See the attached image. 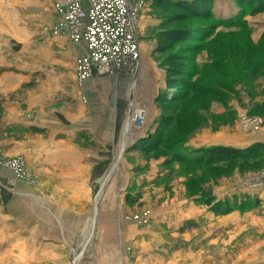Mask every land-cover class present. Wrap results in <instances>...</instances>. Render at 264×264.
Segmentation results:
<instances>
[{"label": "rangeland", "instance_id": "rangeland-1", "mask_svg": "<svg viewBox=\"0 0 264 264\" xmlns=\"http://www.w3.org/2000/svg\"><path fill=\"white\" fill-rule=\"evenodd\" d=\"M43 1L0 0V77L19 79L8 99L0 92V264H66L50 259L46 239L71 225L76 237L100 227L114 243L126 238L125 264L264 258V156L195 159L214 147L264 146V0H212L219 21L237 14L236 3L249 8L231 26L144 0L136 65L116 89L94 75L107 88L92 98L105 106L94 136L78 60L57 44L60 14L46 16Z\"/></svg>", "mask_w": 264, "mask_h": 264}, {"label": "built area", "instance_id": "built-area-1", "mask_svg": "<svg viewBox=\"0 0 264 264\" xmlns=\"http://www.w3.org/2000/svg\"><path fill=\"white\" fill-rule=\"evenodd\" d=\"M143 2L63 0V4L56 7L60 20L54 26V34L85 44V54L77 62L81 78L93 73L126 74L136 65L133 61L137 59L138 49L137 18Z\"/></svg>", "mask_w": 264, "mask_h": 264}, {"label": "crops", "instance_id": "crops-1", "mask_svg": "<svg viewBox=\"0 0 264 264\" xmlns=\"http://www.w3.org/2000/svg\"><path fill=\"white\" fill-rule=\"evenodd\" d=\"M53 2H56V4L58 6L59 5L61 6L63 4V0H44L42 3V4H44V6H43L44 13H48L46 16H48L49 18H51V16H53V17H55V19H58V15H57L58 12L55 11L54 5H53L54 15H51L52 12L50 11L49 5H50V3H53ZM42 4L35 5V6L37 8L42 7ZM46 9H47V12H46ZM34 16L35 15L30 16V18L33 19ZM7 18L4 19V22L2 24H4L5 21H8ZM14 22H15V18L11 17L10 18L11 25L8 24L7 26L13 27ZM56 22H54L52 25H55ZM0 23H1V21H0ZM15 28H14V30L16 31L17 28L16 29ZM17 31H18V29H17ZM16 34L17 35L18 34L23 35L21 32H18ZM53 36L55 39L58 40V41L56 40V42L59 45L60 49H63L65 51V53L68 54L69 56H71L75 61L79 60V58H81V56H83L85 54L86 47H85V44L83 42L74 43V42L67 40L63 36L56 35V34ZM67 57L65 60H67ZM94 75H96V74L93 73V75L86 77L89 79L83 83L82 80L85 77L79 79L78 78V77H80L79 71L76 70V77H77L79 85L81 87L79 89V95H80V97L81 96L83 97V100H87V102L90 105V108H88V109H90L89 110L90 111L89 117L91 119V121H90L91 125H89V126H91L90 127L91 129L89 131H90V134L93 136L98 135L95 132L96 130L92 127V125H93L92 122H94L93 118L96 120V119H99L101 117V119H102V117L104 115H100V114L98 115V114H96V111L101 112L105 106H103V109H101L98 105L94 104V102H93L94 100H92V98L95 97V100H97L99 95L97 94L96 91L99 89L100 90H106L107 89V88L105 89L104 86H100L98 79ZM117 76H119V75L118 74L106 75V76H104L105 78H102V79L103 80L107 79L110 82L115 81L114 87L116 89V88H118V84H117V78L118 77ZM123 76H125V75H123ZM74 81H75V78H74ZM17 82H19V79H16L12 76L0 77V92H3V93L5 92L7 94L6 96L8 99V95L11 94V96H12L13 91L17 87ZM103 97H104V95H103ZM101 98H102V95H101ZM107 99L111 100V94H110V97ZM119 102L122 103V100H120ZM120 106L121 105H117V107H120ZM107 111H108L106 113L107 118L109 117L111 119H115V118L118 119L119 116H121L120 114L122 112L120 110H116L114 112V114H111L110 110H107ZM47 117L48 118L50 117L49 120H52V119L54 120L55 115H53V113L48 114L45 117L46 120H47ZM97 122L102 123V125H105L106 120H103V121L97 120ZM120 122L116 121L115 127H118ZM108 125H109V123H108ZM54 126H57V125H54ZM83 128H82V131H83ZM61 130L67 131L66 128L61 129ZM115 133H117L116 129L114 130V134ZM112 143L113 142L111 141V145H112ZM103 229L104 228L100 229V227H99L98 231L96 233L97 236H95L91 239H88L85 237H76L75 236L76 232L78 230V228L75 227V225L65 227L64 230L62 231V236H61V231L58 230V228H56V229L52 228V234L55 235L56 237L50 236L48 239H46L47 240L46 244L49 245V249H45V250H49L50 259L55 257V256H57V257L60 256V260H63V262H65L66 264H125V263H128L127 255L123 252V245H125L124 242L126 241L125 240L126 238L121 239V240H116V243H114V241L110 237L109 231L107 232V236H106V234H104V236L103 235L100 236V232H102ZM65 234L68 236L65 237L64 236ZM57 235H59V236H57ZM53 246L55 248H53ZM141 256L147 257L148 253H142ZM54 261L58 262V260H54ZM54 261H51V263ZM252 263L253 264H264V258H261L258 261H253Z\"/></svg>", "mask_w": 264, "mask_h": 264}, {"label": "trees", "instance_id": "trees-1", "mask_svg": "<svg viewBox=\"0 0 264 264\" xmlns=\"http://www.w3.org/2000/svg\"><path fill=\"white\" fill-rule=\"evenodd\" d=\"M211 1L212 0H195V1L194 0H177V1L168 0V3H170L171 5H174L176 7L185 6L189 9H191L195 13L207 12L208 18L210 20H212L216 25H220V26H231L233 23H237L240 19V16H242L241 13H243L244 10L249 9V8L245 9L244 7H239V3L235 2L237 4V5L235 4V6L238 10L237 14L234 17L227 19L225 21H219L215 18V14H213L212 11L209 9V8H212ZM249 1H252V0H249ZM261 4L264 6V3H261ZM194 31H191V34H194V33H192ZM172 35H173V37H175L177 34H172ZM181 82L182 81H179V80L177 81V83H181ZM151 140H152V138L150 139V141ZM199 153L200 154H198V156L195 157V159H197L198 157L200 158L202 156V157H205L206 160H208V161H209V159H211V160H214V159L251 160V159H253L254 156H256L257 153L259 154V156H264V146L255 145V146H251L247 149H243V150L226 148V147H214V148L205 149ZM216 207H218V206H216V205L213 206L212 210H215Z\"/></svg>", "mask_w": 264, "mask_h": 264}, {"label": "bare ground", "instance_id": "bare-ground-1", "mask_svg": "<svg viewBox=\"0 0 264 264\" xmlns=\"http://www.w3.org/2000/svg\"><path fill=\"white\" fill-rule=\"evenodd\" d=\"M137 57H138V52H137ZM62 114H63V113H62ZM124 146H125V145H124ZM123 150H124V149H122V152H123ZM122 152H121V153H122ZM256 182H258V181H256ZM95 208L97 209V202H96V207H95ZM96 209H95V210H96ZM55 229H56V228H55Z\"/></svg>", "mask_w": 264, "mask_h": 264}, {"label": "water", "instance_id": "water-1", "mask_svg": "<svg viewBox=\"0 0 264 264\" xmlns=\"http://www.w3.org/2000/svg\"><path fill=\"white\" fill-rule=\"evenodd\" d=\"M125 73H122L121 75H124ZM119 75V74H118Z\"/></svg>", "mask_w": 264, "mask_h": 264}]
</instances>
